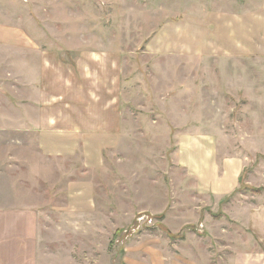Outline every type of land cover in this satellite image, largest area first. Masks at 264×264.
Returning <instances> with one entry per match:
<instances>
[{
    "label": "crops",
    "instance_id": "obj_1",
    "mask_svg": "<svg viewBox=\"0 0 264 264\" xmlns=\"http://www.w3.org/2000/svg\"><path fill=\"white\" fill-rule=\"evenodd\" d=\"M252 8L239 18L184 17L182 30L164 28L149 49L193 53L196 66L264 58V0ZM21 9L26 15L23 0H0V264H74L90 250L100 205L106 209L93 178L107 176L109 155L124 143L123 55L85 42L62 41L63 54L44 47L52 43L44 30L11 23ZM192 137H179L174 151L196 179L178 217L182 264H264V197H235L247 159L222 152L218 139ZM21 165L24 174L12 171Z\"/></svg>",
    "mask_w": 264,
    "mask_h": 264
},
{
    "label": "rangeland",
    "instance_id": "obj_2",
    "mask_svg": "<svg viewBox=\"0 0 264 264\" xmlns=\"http://www.w3.org/2000/svg\"><path fill=\"white\" fill-rule=\"evenodd\" d=\"M255 1L23 0L26 15L21 9L22 16L10 21L44 30L52 37V43L43 40L44 47L57 45L63 54L62 41L85 42L89 50L118 48L123 55L124 143L109 155L107 176L93 178L106 209L100 205L101 225H92L90 250L85 248L84 256L77 252L74 264L83 259L85 264H182L178 217L187 210L182 203L189 204L196 179L174 160L181 136L218 139L222 152L247 159L235 197H264V58L196 66L193 53L149 49L164 28L182 30L184 17L228 11L239 18ZM10 101L18 102L14 96ZM4 152L0 141L1 162ZM15 170L26 172L23 165Z\"/></svg>",
    "mask_w": 264,
    "mask_h": 264
}]
</instances>
